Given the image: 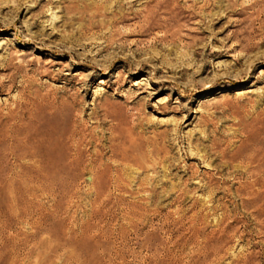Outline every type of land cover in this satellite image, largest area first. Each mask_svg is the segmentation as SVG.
<instances>
[{
    "label": "rangeland",
    "instance_id": "obj_1",
    "mask_svg": "<svg viewBox=\"0 0 264 264\" xmlns=\"http://www.w3.org/2000/svg\"><path fill=\"white\" fill-rule=\"evenodd\" d=\"M124 1L0 0V264H264V0Z\"/></svg>",
    "mask_w": 264,
    "mask_h": 264
},
{
    "label": "bare ground",
    "instance_id": "obj_2",
    "mask_svg": "<svg viewBox=\"0 0 264 264\" xmlns=\"http://www.w3.org/2000/svg\"><path fill=\"white\" fill-rule=\"evenodd\" d=\"M126 1V0H125ZM125 1H124V3H125ZM133 1V0H132ZM131 1V2H132ZM140 1V0H139ZM154 1V0H153ZM160 1L161 0H159V3H160ZM128 2V1H127ZM130 2V1H129ZM150 2V1H149ZM135 3V2H134ZM122 6V5H121ZM142 6V5H141ZM153 6V5H152ZM126 7V6H125ZM125 7H123V8H125ZM143 7H145V6H143ZM142 7V8H143ZM158 7H159V5H158ZM157 7V8H158ZM150 8H152L151 6H150ZM127 9V8H126ZM140 9V8H139ZM144 9V8H143ZM145 9H147V7L145 8ZM144 9V10H145ZM135 11V10H134ZM137 11V10H136ZM146 11V10H145ZM149 11V10H148ZM139 12V11H138ZM147 13V12H146ZM151 13L152 12H150V14L149 15H151ZM138 14V13H137ZM148 14V13H147ZM148 15V16H149ZM153 15H154V13H153ZM120 16V15H119ZM152 17V16H151ZM120 18H122V16L120 17ZM127 18V17H126ZM150 18V17H149ZM152 19V18H151ZM150 19V20H151ZM146 20V19H145ZM147 21V20H146ZM152 21V20H151ZM144 26V25H143ZM46 74V73H45ZM54 77V76H53ZM61 110V109H60ZM63 111V110H62ZM260 114V113H259ZM260 116V115H259ZM260 118V117H259ZM60 121V120H59ZM62 122V121H61ZM244 124V123H243ZM249 126H251V125H249ZM248 126V127H249ZM63 127V126H62ZM252 129V128H251ZM250 130V129H249ZM245 132V131H244ZM246 134L244 133V135L243 136H245ZM248 137V136H247ZM76 140V139H75ZM218 141V140H217ZM233 142V141H232ZM247 142V141H246ZM53 143V142H52ZM58 143V142H57ZM74 143V142H73ZM76 143L78 144V146H79V141L78 140H76ZM249 143V142H248ZM229 145V144H228ZM77 146V147H78ZM217 146V145H216ZM76 147V148H77ZM262 147V146H261ZM53 148V147H52ZM51 148V149H52ZM79 148V147H78ZM228 148V147H227ZM113 149V148H112ZM223 149V148H222ZM48 151V149H45V151ZM50 150V149H49ZM144 150V149H143ZM252 151H253V149H251ZM258 150V149H257ZM217 151H219V150H217ZM48 152H50V151H48ZM77 152H79L78 150H77ZM44 153V152H43ZM142 153V152H141ZM233 153V152H232ZM45 154V153H44ZM49 154V153H48ZM219 154V153H218ZM46 155V154H45ZM49 155H51V154H49ZM49 155H47V156H49ZM67 155V154H66ZM142 155H144V154H142ZM230 155V154H229ZM244 155V154H243ZM242 155V156H243ZM247 155H249V154H247ZM253 155V154H252ZM16 156V155H15ZM54 156H56V155H54ZM77 156H79V155H77ZM220 156H222V155H220ZM245 156V155H244ZM99 157V156H98ZM223 157H224V155H223ZM246 157H248V156H246ZM255 157H257V156H255ZM45 158V157H44ZM44 158H43V161L45 162V160H44ZM49 158V157H48ZM47 158V159H48ZM51 158V157H50ZM49 158V159H50ZM52 158H53V153H52ZM51 158V159H52ZM55 158V157H54ZM56 158H57V156H56ZM56 158H55V161H56ZM73 158V157H72ZM152 158V157H151ZM222 158V157H221ZM251 158V157H250ZM253 158V157H252ZM58 159V158H57ZM238 159H241V157L240 158H238ZM237 159V160H238ZM60 160V159H59ZM127 160V159H126ZM236 160V161H237ZM242 160V159H241ZM244 160H246L245 158H244ZM253 160V159H252ZM58 161V160H57ZM56 161V162H57ZM73 161V160H72ZM77 161V160H76ZM228 161L230 162V160L228 159ZM227 161V159H226V162H228ZM48 162V161H47ZM51 162V161H50ZM156 162V161H155ZM226 162H224V163H226ZM234 162V161H233ZM233 162H232V164H233ZM240 162H242V161H240ZM250 160H249V164L248 165H250ZM254 162V164H252L251 166H250V168H246L245 166H244V164H243V166L245 167L244 169H249V175H250V177H248V178H250L251 179V181H249V182H247V184H245L244 185V187H242V192H241V194L242 195H244V194H246L248 197H250V198H247L246 200H245V204L246 205H248V206H253V205H256V207L254 208V214H256L257 216H259V217H262V216H264V152L259 156V157H257V158H255V160L253 161ZM60 163V162H59ZM79 163V162H78ZM77 163V165H79ZM81 163V162H80ZM120 163H122V161L120 162ZM150 163V162H149ZM148 163V164H149ZM221 163V162H220ZM243 163V162H242ZM245 163H247V162H245ZM47 164V163H46ZM73 164H75V163H73ZM217 164V163H216ZM236 164V163H235ZM53 165V164H52ZM99 165H101V164H99ZM234 165V164H233ZM94 166V165H93ZM104 166V165H103ZM247 166V165H246ZM76 167V166H75ZM98 167V166H97ZM97 167H95V168H97ZM44 168V167H43ZM60 168H61V166H60ZM76 168H78V167H76ZM80 168V167H79ZM85 168V167H84ZM92 168V167H91ZM153 168H154V166H153ZM236 168V167H235ZM243 168V167H242ZM56 169V168H55ZM81 169V168H80ZM103 169V168H102ZM108 169V168H107ZM107 169H105V170H107ZM240 169V168H239ZM57 170V169H56ZM91 170V169H90ZM96 170H98V168L96 169ZM95 170V171H96ZM116 170V169H115ZM126 170V169H125ZM228 170V169H227ZM243 170V169H242ZM95 171H93V172H95ZM247 171V170H246ZM92 172V171H91ZM93 172H92V174H93ZM97 172H99V174H100V170H98ZM101 172H102V170H101ZM120 172V171H119ZM245 172V171H244ZM112 173H113V171H112ZM118 173V172H117ZM242 173H243V171H242ZM97 174V173H96ZM98 174V175H99ZM103 174V173H102ZM102 174H100V175H102ZM109 174H111L109 171L107 172V177L106 178H109ZM122 174V173H121ZM244 175V174H243ZM246 175V174H245ZM248 175V176H249ZM242 176V175H241ZM97 177V176H96ZM96 177H94V179L96 178ZM102 177H104V176H102ZM104 177V178H105ZM117 177H118V175H117ZM240 177V176H239ZM242 178H244V176L242 177ZM93 179V178H92ZM93 179V180H94ZM98 179H99V177H98ZM103 179V178H102ZM112 179H113V175H112ZM118 179V178H117ZM96 180H97V178H96ZM115 180V179H114ZM211 180V179H210ZM239 180H241V179H239ZM98 181V180H97ZM102 181V180H101ZM104 182H106L105 180H103ZM119 181H120V177H119ZM238 181V180H237ZM95 182V181H94ZM103 182V183H104ZM111 182V181H110ZM110 182H108V183H110ZM121 182V181H120ZM119 182V183H120ZM124 182V181H123ZM112 183V182H111ZM246 183V182H245ZM94 184V183H93ZM97 185V184H96ZM119 187V186H118ZM100 188V187H99ZM108 189H109V187H108ZM225 189V188H224ZM227 189V188H226ZM237 189V188H236ZM240 189V188H239ZM105 192V191H104ZM99 193V192H98ZM136 193V192H135ZM239 193V192H238ZM95 195V194H94ZM103 195V194H102ZM109 198V197H108ZM249 209H251V208H249ZM251 212V211H250ZM103 213V212H102ZM253 214V215H254ZM255 215V216H256ZM128 218V217H127ZM258 220H260L259 218H258ZM137 223V222H136ZM259 223V222H258ZM264 224V223H263ZM264 229V228H263ZM224 230V229H223ZM229 232V231H228ZM13 233H11V235H12ZM1 241V240H0ZM170 250V249H169ZM172 250V249H171ZM168 252V251H167ZM163 253V252H162ZM170 255H171V253H170ZM159 257V256H158ZM167 257V256H166ZM170 257V256H169ZM168 257V258H169ZM143 259V258H142ZM176 260V259H175ZM172 261V260H171ZM177 261V260H176ZM181 262V261H180Z\"/></svg>",
    "mask_w": 264,
    "mask_h": 264
}]
</instances>
